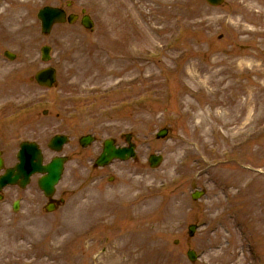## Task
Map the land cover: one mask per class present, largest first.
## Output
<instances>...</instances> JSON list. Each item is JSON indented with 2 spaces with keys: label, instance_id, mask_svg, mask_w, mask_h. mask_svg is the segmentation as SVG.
<instances>
[{
  "label": "rangeland",
  "instance_id": "1",
  "mask_svg": "<svg viewBox=\"0 0 264 264\" xmlns=\"http://www.w3.org/2000/svg\"><path fill=\"white\" fill-rule=\"evenodd\" d=\"M27 1L0 0L22 22L11 42L0 40V149L10 160L23 141L45 148L70 123L74 138L98 141L65 149L57 193L66 204L56 213L43 211L37 177L27 190L11 189L18 214L0 202V264H264V0L250 12L245 0ZM68 3L69 12L86 10L94 31L78 23L44 38L38 11ZM221 17L231 25L213 23ZM47 66L58 72L52 90L32 81ZM162 128L170 134L158 141ZM128 133L137 161L93 169L102 142L122 145ZM152 154L164 158L156 170ZM196 191L206 194L194 201ZM191 224L200 226L193 239Z\"/></svg>",
  "mask_w": 264,
  "mask_h": 264
},
{
  "label": "water",
  "instance_id": "2",
  "mask_svg": "<svg viewBox=\"0 0 264 264\" xmlns=\"http://www.w3.org/2000/svg\"><path fill=\"white\" fill-rule=\"evenodd\" d=\"M208 1L212 4H219L221 0H208ZM41 17L44 20L43 24H44L45 32L49 31L50 27L52 26L54 22L56 21L65 22L66 21L64 13L58 10H53V9H45L43 12H41ZM74 20H75V17L69 18V22H73ZM44 53H45V59H48V49H45ZM37 79L41 85L49 86L54 81V72L51 70L43 72L38 75ZM56 142H58V144L61 146L63 143V140L56 139ZM56 147L58 148V145H56ZM112 149H113L112 146L108 147V150L106 151L108 155L104 156L102 160L103 164H105L107 161H109L113 157L124 158L125 157L124 153L128 155V157L134 156L133 152L130 150L125 151V152L121 151L119 153H110ZM28 154L29 156L25 155L24 153L21 154L22 164L20 165V167H18V171L20 172L19 176H21V178L27 182L30 175L36 171L48 173V177L44 178L41 181V187H43L49 193L53 189V187L56 185V183L58 182L62 169H63L62 167L63 165L61 164V162L58 161L54 163L53 165L43 169L40 164L41 163L40 154L38 152H35L34 150L32 152L31 149L29 150ZM152 162H153L152 165L156 167L158 166L160 159L152 158Z\"/></svg>",
  "mask_w": 264,
  "mask_h": 264
},
{
  "label": "bare ground",
  "instance_id": "3",
  "mask_svg": "<svg viewBox=\"0 0 264 264\" xmlns=\"http://www.w3.org/2000/svg\"><path fill=\"white\" fill-rule=\"evenodd\" d=\"M254 1L255 0H245V2L247 3V6L244 7V10L245 11L251 10V6H253L255 3ZM258 1L261 2V0H258ZM24 4L28 7V5H32V2H26ZM22 7H23V4L19 5L18 9L21 10ZM1 10H4V9L2 8ZM16 11H17L16 8H14L13 10L9 8V9L2 11V13H0V21L3 23L2 35H4L3 39H5V42H7V43L11 42V38L13 37L14 33H16L17 30L19 29V27L22 25V22L19 19H16L18 17H16L14 15V12H16ZM236 12L238 13V15H241L240 11H236ZM24 18H27V17L24 16ZM229 18L232 19L230 16H229ZM224 21H226L229 24L232 23V21L226 17H221L219 19H215V20H213V23L214 24H222ZM236 28H237V31L240 35L248 33L245 28H243L239 25H236ZM257 34L258 33L255 32V36ZM1 39H2V36H0V40ZM220 62H221L220 60H215L214 66H218L220 64ZM222 71H223V69L216 71L214 77L218 78L221 75Z\"/></svg>",
  "mask_w": 264,
  "mask_h": 264
}]
</instances>
